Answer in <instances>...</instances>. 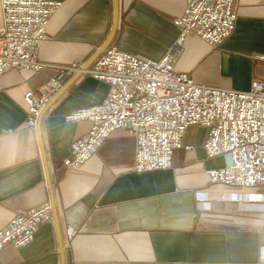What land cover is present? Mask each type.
<instances>
[{
	"label": "crops",
	"instance_id": "obj_1",
	"mask_svg": "<svg viewBox=\"0 0 264 264\" xmlns=\"http://www.w3.org/2000/svg\"><path fill=\"white\" fill-rule=\"evenodd\" d=\"M58 1L62 5L39 48L40 60L49 65L11 69L0 77V228L18 209L51 204L36 128L26 126L24 93L50 80L52 64L88 62L112 28L114 0ZM234 7L235 29L221 45L212 47L195 35L184 40L175 65L196 83L248 90L264 79V63L254 57L264 54V0H235ZM185 8V0H119L117 29L107 47L159 59L176 41L174 19ZM108 92L107 82L82 73L41 121L65 264H260L264 212L253 201L264 190L210 182L208 170L223 161L206 154L207 128L188 127L169 168L136 172L135 138L123 128L79 166L64 165L72 144L91 128L89 120H67L66 114L102 102ZM60 263L53 219L27 245L0 251V264Z\"/></svg>",
	"mask_w": 264,
	"mask_h": 264
},
{
	"label": "built area",
	"instance_id": "obj_2",
	"mask_svg": "<svg viewBox=\"0 0 264 264\" xmlns=\"http://www.w3.org/2000/svg\"><path fill=\"white\" fill-rule=\"evenodd\" d=\"M185 2V11L174 19L178 37L159 59L142 58L110 45L84 70L81 62L50 65L56 70L50 80L24 93L26 126L35 129L52 96L67 78L82 71L107 82L109 92L102 102L66 114L67 120H89L91 128L72 144L65 166H79L112 131L123 128L135 138L136 172L169 168L188 127L198 125L209 130L204 144L207 156L223 161L208 170L210 182L229 189L263 190L264 79L254 80L248 90L208 86L196 83L175 65L188 36L217 47L233 33L235 0ZM61 5L58 0H1L0 77L11 69L39 71L49 65L40 60L39 48L47 37L50 17ZM254 57L264 63V54ZM253 204L264 211V197ZM52 219L50 202L18 209L0 228V251L8 245H27L40 226Z\"/></svg>",
	"mask_w": 264,
	"mask_h": 264
},
{
	"label": "water",
	"instance_id": "obj_3",
	"mask_svg": "<svg viewBox=\"0 0 264 264\" xmlns=\"http://www.w3.org/2000/svg\"><path fill=\"white\" fill-rule=\"evenodd\" d=\"M118 20H119V0H114V17H113V24H112L111 31H110L106 41L102 44V46L95 52V54L90 58V60H88V62H86L85 64L82 65V70L88 68L91 65V63L103 52V50L107 47V45L112 41V39L115 35V32H116V29H117ZM80 75H82V71L75 73L74 76L66 84H63L62 87L52 96L49 103L41 110L39 117H38V120H37V125H36L37 138H38L39 145L41 148V155H42L43 163L45 166V171L47 174L48 186L50 188L52 215H53V220H54V224H55L56 231H57L60 254H61V263L60 264H65V254H64V248H63V241H62L61 234L59 231L58 216H57V211H56L55 202H54V198H53L52 185H51V181H50V177H49L47 158H46V154H45V150H44V146H43V140H42V136H41V121H42V118H43L45 112L49 109V107L53 103V101L55 99H57L64 92V90L74 80H76Z\"/></svg>",
	"mask_w": 264,
	"mask_h": 264
},
{
	"label": "rangeland",
	"instance_id": "obj_4",
	"mask_svg": "<svg viewBox=\"0 0 264 264\" xmlns=\"http://www.w3.org/2000/svg\"><path fill=\"white\" fill-rule=\"evenodd\" d=\"M263 190H264V188H262ZM258 211H261V212H264L261 208L260 209H258Z\"/></svg>",
	"mask_w": 264,
	"mask_h": 264
}]
</instances>
